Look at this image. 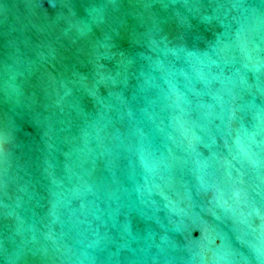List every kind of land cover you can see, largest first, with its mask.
Segmentation results:
<instances>
[{
	"label": "water",
	"instance_id": "95a60500",
	"mask_svg": "<svg viewBox=\"0 0 264 264\" xmlns=\"http://www.w3.org/2000/svg\"><path fill=\"white\" fill-rule=\"evenodd\" d=\"M0 264H264V0H0Z\"/></svg>",
	"mask_w": 264,
	"mask_h": 264
}]
</instances>
